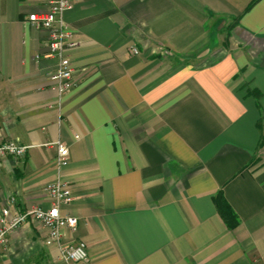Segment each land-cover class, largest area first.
I'll return each mask as SVG.
<instances>
[{
  "label": "crops",
  "instance_id": "0c3cea01",
  "mask_svg": "<svg viewBox=\"0 0 264 264\" xmlns=\"http://www.w3.org/2000/svg\"><path fill=\"white\" fill-rule=\"evenodd\" d=\"M47 10L0 0V142L31 146L0 157V213L48 209L63 180L61 214L78 219L65 241L90 257L77 264H264V0H79L61 98L48 32L28 20ZM47 236L30 219L0 264H65Z\"/></svg>",
  "mask_w": 264,
  "mask_h": 264
},
{
  "label": "built area",
  "instance_id": "2783aa9c",
  "mask_svg": "<svg viewBox=\"0 0 264 264\" xmlns=\"http://www.w3.org/2000/svg\"><path fill=\"white\" fill-rule=\"evenodd\" d=\"M43 1L47 4V12L32 14L28 20L35 28L48 32L47 43L49 51L45 57L57 60V66L49 74L48 79L52 90L61 98L76 85L74 81L75 69L69 53L78 47L79 41L76 32L66 23L64 15L79 0ZM132 51L134 54L139 53L137 48H133ZM45 146H55L57 148L58 170L68 166L70 159L68 147L62 145L60 141L48 143ZM30 148L31 146L24 145L17 140L3 141L0 142V157H12L16 160L23 159ZM45 190L50 201L48 209L34 208L26 212L16 211L14 215H12L9 208L1 211L0 246L6 248L9 237L30 219H33L48 231L46 245H56L59 250V261L65 264L88 262L90 257L85 242L72 243L65 241V230L76 231L78 227V219L76 217L63 216L61 214L62 209L73 201L70 184L63 180H57L48 184ZM256 264L262 263L257 261Z\"/></svg>",
  "mask_w": 264,
  "mask_h": 264
},
{
  "label": "trees",
  "instance_id": "16d2710c",
  "mask_svg": "<svg viewBox=\"0 0 264 264\" xmlns=\"http://www.w3.org/2000/svg\"><path fill=\"white\" fill-rule=\"evenodd\" d=\"M223 197H220L217 200L218 208L220 210V214L224 218L225 222L228 224L230 228H233V226L237 223L236 215L229 209V207L226 205Z\"/></svg>",
  "mask_w": 264,
  "mask_h": 264
}]
</instances>
